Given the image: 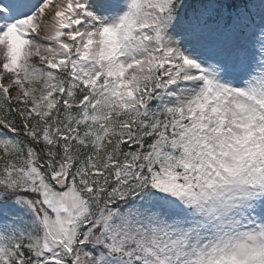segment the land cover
I'll list each match as a JSON object with an SVG mask.
<instances>
[{
    "label": "snow or ice",
    "instance_id": "obj_1",
    "mask_svg": "<svg viewBox=\"0 0 264 264\" xmlns=\"http://www.w3.org/2000/svg\"><path fill=\"white\" fill-rule=\"evenodd\" d=\"M0 264H264V0H0Z\"/></svg>",
    "mask_w": 264,
    "mask_h": 264
}]
</instances>
